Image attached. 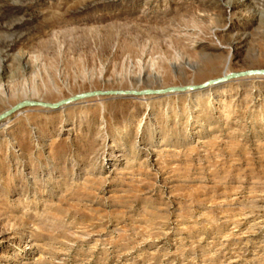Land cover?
I'll list each match as a JSON object with an SVG mask.
<instances>
[{
  "label": "rangeland",
  "instance_id": "rangeland-1",
  "mask_svg": "<svg viewBox=\"0 0 264 264\" xmlns=\"http://www.w3.org/2000/svg\"><path fill=\"white\" fill-rule=\"evenodd\" d=\"M255 71L264 0H0V115L140 93L0 122V264H264Z\"/></svg>",
  "mask_w": 264,
  "mask_h": 264
},
{
  "label": "water",
  "instance_id": "water-1",
  "mask_svg": "<svg viewBox=\"0 0 264 264\" xmlns=\"http://www.w3.org/2000/svg\"><path fill=\"white\" fill-rule=\"evenodd\" d=\"M247 74L248 75H251V74L264 75V71L249 72ZM220 82H224V81H215L211 85L217 84V83H220ZM207 86L208 85H203V86H200V87H191L190 90L194 91V90H197V89H204ZM175 91H177V90L173 89V90H166V91L153 92V93H156V94L160 95V94L169 93V92H175ZM105 94H109V95H124V96H137V95H140V93H137V92H123V93H119V92H108V93L96 92V93H88V94L80 95V96H77V97H75L73 99H70V100H67V101H64V102H60L59 104H55V105L41 104V103H37V102L36 103H34V102H23V103H20V104H18L16 106L12 107L8 111L4 112L3 114H1L0 115V122L2 120H4L5 118L9 117L10 115H12L14 113H17L19 110H21L23 108H26V107H42V108H48V109H58L59 107H61L65 103H71V102H74V101H79V100L87 99V98H90V97L91 98L100 97V96H103Z\"/></svg>",
  "mask_w": 264,
  "mask_h": 264
},
{
  "label": "bare ground",
  "instance_id": "bare-ground-1",
  "mask_svg": "<svg viewBox=\"0 0 264 264\" xmlns=\"http://www.w3.org/2000/svg\"><path fill=\"white\" fill-rule=\"evenodd\" d=\"M222 83H224V82H222ZM222 83H217V84H214V85H221ZM214 85H211V86H214ZM211 86H207V87H205L204 88V90L206 89V88H208V87H211ZM195 91V90H194ZM133 97V96H132Z\"/></svg>",
  "mask_w": 264,
  "mask_h": 264
}]
</instances>
